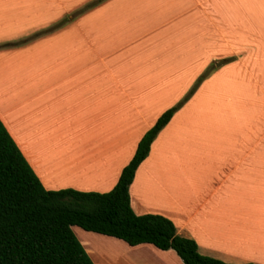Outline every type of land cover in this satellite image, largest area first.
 <instances>
[{"label":"crops","instance_id":"1","mask_svg":"<svg viewBox=\"0 0 264 264\" xmlns=\"http://www.w3.org/2000/svg\"><path fill=\"white\" fill-rule=\"evenodd\" d=\"M93 0H0V47ZM160 132L130 187L206 257L264 264V0H107L0 48V120L49 191L109 193ZM73 231L94 264H184L151 244Z\"/></svg>","mask_w":264,"mask_h":264},{"label":"trees","instance_id":"2","mask_svg":"<svg viewBox=\"0 0 264 264\" xmlns=\"http://www.w3.org/2000/svg\"><path fill=\"white\" fill-rule=\"evenodd\" d=\"M105 1H91L78 16ZM75 18L68 16L32 39ZM229 61L213 63L190 93L158 119L139 142L132 161L109 193L47 190L0 120V264H94L76 237L74 226L123 240L130 246L151 244L162 251L173 250L184 264H228L203 256L198 244L181 236L171 220L160 215H137L132 209L130 187L160 132L203 80Z\"/></svg>","mask_w":264,"mask_h":264},{"label":"rangeland","instance_id":"3","mask_svg":"<svg viewBox=\"0 0 264 264\" xmlns=\"http://www.w3.org/2000/svg\"><path fill=\"white\" fill-rule=\"evenodd\" d=\"M88 3H90V2H88ZM88 3H86V4H88ZM86 4H85V5H86ZM85 5H83V6L80 7L79 9L75 10L72 14H70V15H68V16L77 17L78 14H79V11L82 10V9L85 7ZM68 16H66V17H68ZM66 17H65V18H66ZM65 18H63L62 20H64ZM58 23H59V22H58ZM55 25H56V24H55ZM55 25H54V26H55ZM54 26H52L51 28H53ZM62 27H63V26H62ZM48 30H49V29H48ZM51 32H52V31H51ZM40 33H42V32H40ZM37 34H38V33H37ZM34 35H36V34H34ZM34 35H33V36H34ZM41 35H44V34H41ZM41 35H40V36H41ZM33 36H32V37H33ZM40 36H38V37H40ZM32 37H28V38H26V40H25L26 42H25V43H27L28 41L32 40ZM38 37H36V38H38Z\"/></svg>","mask_w":264,"mask_h":264}]
</instances>
